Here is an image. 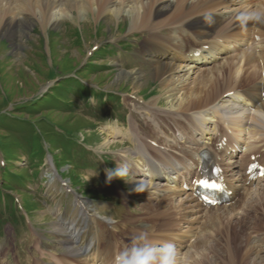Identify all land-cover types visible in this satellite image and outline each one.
I'll use <instances>...</instances> for the list:
<instances>
[{
    "label": "rangeland",
    "instance_id": "rangeland-1",
    "mask_svg": "<svg viewBox=\"0 0 264 264\" xmlns=\"http://www.w3.org/2000/svg\"><path fill=\"white\" fill-rule=\"evenodd\" d=\"M124 3L133 8L131 0ZM117 4L118 0H109L108 8L97 13L96 0H90V9L85 11L72 9L65 18L63 17L57 23H48L44 28L40 24L39 14L36 13L30 16L28 24L21 22L13 27L11 35L0 31V152H5L8 161L7 167L0 170V173L3 174V177L0 176V186L2 187H0V244L8 252L5 264H12L15 255L23 264L30 261V259L26 260L25 256H30V252L34 248L31 240L33 239L32 233L35 231L46 243L45 250L54 251L55 249L56 252L66 250L57 243L60 238L56 236L59 235L57 227L55 229L58 222L56 215H63V212H66L69 217L65 215L67 218L60 217L59 219L63 218L64 222L68 221V218L71 220L76 214V208L70 216L73 208L70 196L59 192L60 188L57 183V190L50 186L53 178L49 180L50 165L44 162L45 143L49 144L50 150L54 152L60 167L59 170L66 171L64 174L67 176L73 177L72 174L74 177L76 176L77 183L79 182L77 188H87L92 193L97 192L104 195L107 190L117 192V196H113L114 200L108 197L109 201L97 199L98 196H94L96 197L95 201L91 204L101 214L106 216L112 214L117 217V220L125 214L128 219L137 217L139 218L137 224L132 226H139L144 221H148L146 219L141 222L140 219L147 217L146 207L157 202L156 194L145 182L143 183L146 186L145 190L136 191L130 195L115 190L117 189V183L114 182L116 177L108 180V183L103 182L102 177L107 176L106 170H115V168L125 165L124 162L128 159L120 160V154L122 150L132 147V145L125 141L124 143L120 142L123 140L119 134L131 136V132H133L130 128L131 120L132 122L134 120L133 124H137L140 131L146 130L150 126L153 127L149 135L160 130L159 132L163 136L164 132L161 130L166 129L163 128L165 125H171L174 129L176 124H180L182 121L173 123L175 125L173 126L169 118L160 116L157 121L164 124L160 126L159 123L150 120L147 116L149 112L146 110V106L148 105V108L157 106L160 113L172 115V110L177 111L182 98L184 100L181 103L186 102L184 91L187 89L186 87L194 86V80L198 73L200 71L206 73L212 66H206L204 70L189 74L185 83L177 79V74L173 81H164L162 78L152 76L147 61L148 56H142L147 31H144L143 28H130L129 16L131 12L126 14L123 11L118 14L112 12L113 9H116ZM52 11L57 10L54 8ZM236 13H238L237 9L233 11V14ZM153 20L155 21V19ZM222 22L223 20L220 24ZM225 25L230 28L233 23ZM108 43L112 45L109 46ZM95 46H98V49L93 50ZM232 56L237 58V54ZM88 60L90 61L88 62ZM238 61L237 59L233 60L234 65H231L233 76L228 81L223 79L222 73L217 75L219 78L218 87L222 89L221 86L229 83L230 86L233 84L242 85L248 81V71L244 70L242 55L239 63ZM176 65L178 64L176 63ZM220 65V62L216 64L218 68L221 67ZM84 66L86 67L84 68ZM236 70L237 72H235ZM76 73H79L77 74L79 77L87 79L83 80V84L88 87L93 86L95 90L114 93L119 98L114 101L105 100L104 96H97L96 92L94 95L90 89L86 91L85 86H81V88L86 92H81L80 86H76L77 80L72 79L75 78ZM183 73V71L180 72V74ZM72 81L75 83L72 84ZM167 86L174 90V95L169 96ZM212 90V86L208 83L205 89L206 93H203L201 98L202 105L214 98ZM131 95L143 99L144 102L139 104L137 101H132L134 99L131 98ZM155 97L158 99V105L148 104ZM169 98L173 99L169 100ZM197 104V102H191L188 106ZM184 113L187 112H183L182 116L188 118ZM89 120L95 123L93 124ZM114 135L118 137L114 138ZM128 140L132 142V138H128ZM29 150H32V156L37 157V160H33L27 155ZM1 156L0 154V159ZM128 160L133 162L134 158ZM129 162L127 164L131 167L132 164ZM37 172L39 173L36 174ZM23 174L30 176L21 178L20 175ZM21 179L23 181L30 179V183L25 184L26 188L22 187ZM117 181L128 191H133L138 186V182L141 183L137 178L127 175L124 178L117 177ZM108 184H110L109 187L105 186ZM12 194L18 195L21 199L24 198V202H32L33 206L28 212L30 218L27 222V227L31 231L27 229L20 212L16 210ZM173 195L169 196L171 199L168 198L167 201L173 205L179 206L186 200V194L177 197L175 195L173 197ZM21 199L19 203L29 209V206L23 204ZM1 202L7 203L6 209ZM38 202H41V206ZM175 202L178 203L175 204ZM185 204L188 205V203ZM259 206V204H254L252 207H245L241 200L235 209L229 205L225 207L226 211L217 212V210L216 214H219L220 218L205 220L204 224H202L203 219L198 215L186 211H182L183 215L172 213L168 215L169 218L158 216L153 219L154 223L151 221V224L152 232L159 236L157 238L151 236V240H161L164 237L166 239L167 233L199 232L202 224L201 230L206 234L207 239L212 240V250H207V248L206 251L209 252L204 251L201 244L198 254L195 256L191 254L194 256L193 259H197L195 264H210L209 260L203 262L202 256L212 258L213 264H223L221 260H224L220 252L221 243L218 242L219 247L217 248L216 238L223 240L231 231L236 230L234 236L232 235L234 252L237 253L234 247L235 243L236 246L240 244L243 246L241 253L247 256L245 264H264V240L254 239L258 232L256 231L257 225L259 224L260 228L264 229V208L262 207V210ZM242 207L243 212H241ZM2 208L5 209L3 216L1 215ZM189 211H192L191 207ZM227 214L229 218H223L228 217ZM233 215L234 217H232ZM186 216L188 217L186 218ZM188 219H190V224ZM191 221L194 224H191ZM68 225L69 222L63 223V230H61L63 233L64 231L68 233ZM147 225L149 224L147 223ZM111 226H114V223ZM204 226L208 227L206 229L208 232L205 231ZM116 230L119 231L120 227L118 226ZM237 231L244 232L240 235V232L237 233ZM127 233L129 234V232ZM188 235L187 238H189ZM257 237L264 239L262 235L257 234ZM122 238L126 242L124 245L131 241L129 235ZM110 241L113 239L111 238ZM188 241L185 243L186 246L190 244ZM69 247H73V244ZM186 250L188 248L180 251L182 260ZM106 251H110V249ZM73 253L67 248L66 252L62 254H67L70 257L78 256L74 251ZM39 255L31 262H42L43 254L39 253ZM51 258L55 261L56 257L52 255ZM180 258L181 256L178 255L176 261L179 262L176 264H182ZM55 262L54 264H57V261ZM183 262L185 263V261ZM228 262L236 264L237 256L234 254L233 257H229ZM43 264L50 263L44 262Z\"/></svg>",
    "mask_w": 264,
    "mask_h": 264
},
{
    "label": "bare ground",
    "instance_id": "bare-ground-1",
    "mask_svg": "<svg viewBox=\"0 0 264 264\" xmlns=\"http://www.w3.org/2000/svg\"><path fill=\"white\" fill-rule=\"evenodd\" d=\"M89 1L90 0H0V31H5L6 33L11 35L13 27H15L18 23L21 22L28 24L30 16L35 15L36 13L39 14L41 18L40 24L44 28L45 25H47L48 23H57L63 17L65 18L66 14L70 13L72 9H77L79 11H85L90 9ZM108 1L109 0H96L98 9L97 13H99L98 11H105L108 8ZM124 2H127V0H118L116 9H113L112 12L116 14H118L120 11L125 12V14L127 12H131L129 16L130 28H143L145 29L144 31H147V35L145 36V41L143 44L142 56H148L147 61L151 69V75L159 79L162 78V80L164 81H173V79L175 78V74H177V79L185 83V79L188 78L189 74H194L196 71L206 69V67L196 66V64L200 62L192 63V58L186 56L184 53V40L185 37L191 31L204 44H208V40L206 39L209 36H212V31L217 27L218 24H220L221 20H223V22L220 24L221 30L218 32H224L226 35L225 38H232L236 40L238 39V41H242L244 45H246L249 40L252 39L253 33L255 31H257V33L259 34L264 35V23H255L249 21L246 24H241L239 21L236 20L237 15H239V13L243 11H248L252 9L264 10V1L256 2L255 0H131V2H133V8L130 5L127 6ZM139 3L140 6H138ZM54 8H56L57 11H52ZM236 9L238 10V13L233 14V11ZM136 10L138 11L136 12ZM152 19H155V21H152ZM232 23L233 26L230 28L225 25H230ZM250 33H252L251 37L249 36ZM209 43L213 44L212 54L214 56H217L220 52V45L216 43L215 40ZM241 55L244 70L248 71V89L255 91L259 88L260 83V77H255V73H257L256 70L258 69V57L254 56V52L251 50L243 51L240 56ZM179 56H181V58H179ZM259 57L261 58V60L264 58L261 53L259 54ZM233 58L236 57L229 56L222 58L220 68H218L215 64L209 69L210 71H206V73H204L205 71H200L196 77L197 80H194V86H192L191 88L186 87L187 89L184 90L186 94V102L182 104L181 102L184 100V98H182V101L179 102L177 111L172 110V115H165L159 112L160 110L156 106L158 105V99L156 97L152 102L148 103L151 105L156 104L154 105L156 107L148 108V105L146 106V110L149 112L147 116L152 121H156L158 123L157 120L160 116L170 117L171 122L174 124H176L177 121H187L186 124H184L185 122L176 124L182 136L179 140L176 136H174L171 140L172 143L174 142L177 145H180L181 143H187L185 142L186 139H189V136L191 138V136L193 135H197L198 138L208 139L210 137V132L207 125L210 121H214L215 118L220 120L227 119L229 121V124L238 132L239 135H241L242 132H244V130L248 128L249 131L252 132V135H255V137L258 135L260 136V138L264 136V101H261L259 105L255 108V110L252 112L244 108L238 107L232 102H230V99L232 97L228 98L223 96L225 92L230 90H236L241 86L237 84H233L232 86H230V83L228 85L221 86L222 89L217 86V84L219 83V78L217 75L219 73H222L223 79L225 78V81H228L230 77L232 78L233 70L231 69V65H234ZM176 59H179L180 63L186 62V65H176ZM189 63H191V65ZM239 66L241 67V65ZM182 71L184 73L180 74V72ZM235 72H237V70ZM261 80H264V77H261ZM208 83L210 86H212V95H214V98L211 97V100H208V102L206 101V103L204 102L205 104L202 105L201 98L203 93H206L205 89L207 88ZM168 94L169 96H171L172 94L174 95V90L168 87ZM173 98H169V100H172ZM191 102H197L198 104L195 106H188ZM178 109L180 110L181 114L177 113L179 111ZM182 112H187L186 114L188 118L183 117ZM131 122L130 128L133 132H131V136L129 138H132V143L134 144L135 150H122L120 156L122 158H129L132 153H135V157L138 158V160L135 162V170H137V172L141 173L142 175L148 178V183L145 184L151 187L153 189V193L158 195L159 198H157V202L150 204L149 207H146L147 209H145V211L147 212V217H142L140 219L141 222L146 219L148 221H144L143 224L139 226H132L134 224H129L132 219H128L127 216L119 219V221L124 222L122 231H129L132 236L145 229L149 232L152 231L151 221H153V219L158 218V216L165 218V216L168 217V215L172 213L183 215L182 211L198 215L199 218L203 219L202 224L205 223V220H212V217L219 219V214H216L217 209H206L201 207L198 203L194 202V199L190 197L187 193H182L178 191L177 194H174L175 197L181 194H186L185 202L181 203L179 206L167 202L168 198L171 199L168 195H159L157 191L161 190L163 185H166L167 189L172 190V193H175V191L178 190V187L172 186V182H170L169 177H167V174L171 173L167 169L169 167L167 166V159L165 158V155H168V153L162 152L161 148L157 147L160 144H166L157 140V137H154L155 133H152V137L147 134L151 130H153V127L150 126L146 130L140 131L137 124H133L134 120L132 123ZM159 125L161 126V124ZM163 128L165 127L163 126ZM165 131L166 130H161V132H164L163 137L168 140L167 137L169 136L165 134ZM142 133L148 136H144L142 135ZM211 133L213 135V132ZM159 135L160 137H162V134L159 133ZM149 141H153L156 146L150 143ZM167 143L169 144L170 141L168 140ZM168 147H171V144H169ZM140 152L156 154V157L158 158H160L159 155H163V158L165 160L164 164L161 165L162 167L160 168V170L158 168L144 169L145 165L138 156V153ZM186 152L189 151L181 150L179 154L182 155ZM128 161L131 162V160ZM179 166L181 169H186V166L182 163H179ZM170 169L174 170L176 169V166L170 164ZM172 173L178 174V172L176 171H173ZM231 173L234 174V176H232L231 178L229 177L228 182L234 187L237 194H239L238 190H243V193L240 195L239 199L230 204L232 209H235L237 203H240L238 202L239 200H242V204L245 207H252L254 204H259L261 207L264 208V195L252 189L245 188L241 186L240 183L239 185H235L234 181L236 179H239V177L237 178L235 174L239 173V171L237 168H234L231 170ZM55 180V178L52 179L50 186L57 190ZM192 202L193 204L191 205ZM185 203H188V205H186ZM81 206V214L79 215L78 210L76 209L77 215L75 214L73 216V219L70 220L69 225L67 226L68 233L65 231L63 233V231H61L63 230V227L57 224L55 226V229L57 227L59 234L58 238H60L58 242L66 244L67 248L72 253L73 251L75 253L77 252L75 245L78 241L76 239L78 236H80L78 240L84 241L83 244L87 246L83 252V255L92 256L95 252L96 243V240L93 236L94 216H90L89 218H87L85 210L90 213V209L88 205L84 203H81ZM190 207L192 211H189ZM81 219L83 223L81 222ZM147 223L149 225H147ZM260 227L261 226L258 224L256 227V231H259ZM84 228L85 235L83 239V235L79 233H81V230ZM207 228V226H204L206 232H208L206 230ZM238 232L240 231H237V233ZM243 232H240V235H242ZM188 234L189 231L187 234H175L173 235V237L175 236L177 239H180L184 243H186L194 235V233L192 232L190 233V235ZM187 235L189 239L187 238ZM151 236H155L157 238L159 235L154 233L152 235L150 233L149 235H147L148 241H151ZM173 237L170 238L168 234L166 239L168 238L172 240L174 239ZM163 239H165V237L161 240ZM72 244L75 245L73 247H69ZM201 244L202 249L204 251H206L207 248V250H212V240L207 239V236L206 234H204L203 231L198 232V234H196V240L191 242L188 247L190 251L191 249L193 250L194 254L195 252H198V249ZM178 255L181 256V254L177 252V257ZM193 258L191 257V260ZM195 260L197 259H193V264H195ZM55 261H57V264H64L61 262L60 259L55 258ZM187 261L188 260L185 261V264H187ZM32 264H41V262L34 261L32 262Z\"/></svg>",
    "mask_w": 264,
    "mask_h": 264
},
{
    "label": "clouds",
    "instance_id": "clouds-1",
    "mask_svg": "<svg viewBox=\"0 0 264 264\" xmlns=\"http://www.w3.org/2000/svg\"><path fill=\"white\" fill-rule=\"evenodd\" d=\"M236 20L241 24L249 21L264 23V10L252 9L243 11L237 15ZM107 179L113 177L124 178L128 174L127 165H122L115 170H106ZM146 189L144 184H139L134 190L143 191ZM177 250L175 245L165 242L153 245L147 242V234L140 233L118 250L112 258L111 264H176Z\"/></svg>",
    "mask_w": 264,
    "mask_h": 264
},
{
    "label": "snow or ice",
    "instance_id": "snow-or-ice-1",
    "mask_svg": "<svg viewBox=\"0 0 264 264\" xmlns=\"http://www.w3.org/2000/svg\"><path fill=\"white\" fill-rule=\"evenodd\" d=\"M199 183L205 184V186H207V187H212V188H215L216 187L215 184H206L205 181H199Z\"/></svg>",
    "mask_w": 264,
    "mask_h": 264
}]
</instances>
